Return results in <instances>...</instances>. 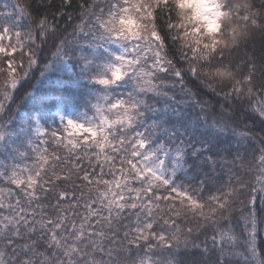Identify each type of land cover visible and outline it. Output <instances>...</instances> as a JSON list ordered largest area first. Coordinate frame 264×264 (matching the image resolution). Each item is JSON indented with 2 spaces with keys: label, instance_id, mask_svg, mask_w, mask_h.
I'll return each mask as SVG.
<instances>
[{
  "label": "snow or ice",
  "instance_id": "6c2138e0",
  "mask_svg": "<svg viewBox=\"0 0 264 264\" xmlns=\"http://www.w3.org/2000/svg\"><path fill=\"white\" fill-rule=\"evenodd\" d=\"M81 9L72 22L74 33L79 24L81 32L122 44L124 54L130 57H117L107 75L98 79L101 85L114 83L131 69L138 87L143 88L144 81H151V87L158 74L173 70L154 27L161 11L166 10V18L178 14L179 19L168 26L193 62L208 57L201 67L228 62L230 56L224 53L237 32L243 34L264 24V19L254 18L250 10L228 11L222 0H207V10H202L198 0L190 7L178 0H82ZM205 17L213 21L212 27ZM231 25L235 29L225 31ZM46 27L47 22L34 23V32H20L0 23V90H13L8 85L22 79L14 90L19 98L34 61L42 62L44 53L57 47L63 33L53 21L41 36ZM260 59L264 63V55ZM231 71L215 75L228 76ZM253 79L248 77V83ZM257 79V86L264 88V70ZM234 84V91L245 90L243 80ZM230 87L231 83L225 84V90ZM6 104L7 97L0 96L4 115L11 112ZM40 104L47 107L43 98ZM98 113L99 119L91 125L68 119L51 131L40 133L37 129L31 148L36 158L24 166L0 167V264H137L136 249L149 242L172 246L167 234L155 231L160 225L175 231L178 223L195 215L193 209L200 218L214 217L236 202L235 187L206 204L193 203L187 191L169 187L166 178L160 179L153 155L146 151V139L134 131L139 111L131 100H117ZM58 132L69 136L58 138ZM9 138L0 137V143L12 151L6 143ZM259 167L264 169V158ZM258 175L264 181V171ZM191 232L188 228L187 233Z\"/></svg>",
  "mask_w": 264,
  "mask_h": 264
},
{
  "label": "trees",
  "instance_id": "16d2710c",
  "mask_svg": "<svg viewBox=\"0 0 264 264\" xmlns=\"http://www.w3.org/2000/svg\"><path fill=\"white\" fill-rule=\"evenodd\" d=\"M24 1L32 9L31 13L41 19L37 26L47 22L41 36L50 30L53 21L57 31L63 33L57 47L44 53L42 62L34 63L45 64L62 49L73 50L75 38L71 34L69 38L66 32L72 25V19L82 13V0H71V4L68 0ZM225 3L228 11L243 8L245 12L250 10L254 18L264 19V0H226ZM178 19L175 13L166 18L165 10L154 20L158 37L162 38L163 55L173 70L158 74L151 87L148 86L151 81H146L140 88L136 78L130 80L139 94V114L144 113V117L138 114L135 123L141 128L148 121L145 118L169 114L167 126L179 132L180 141L188 147L187 154L194 152L191 150L193 146L205 145L207 152L203 157L220 166L221 175L211 185L193 191L195 200L206 204L235 187L236 202L223 211H217L214 217L200 218L193 209L195 215L178 223L175 231L160 225L155 231L167 234L172 246L167 247L160 241L149 242L136 249L137 264L141 261L144 264H263L264 181L259 182L256 175L259 158L264 156V88L257 86V78L264 70L260 59L264 55V24H257L243 34L237 32V37L224 53L230 56L229 61L209 68L200 66L208 62L207 56L193 62L187 55V48L174 38L176 33L168 25ZM234 29L235 25H231L225 31ZM29 30L34 32L35 29L31 26ZM230 68L232 71L228 76L215 75L217 71ZM250 76L254 78L252 83H248ZM238 79L243 80L246 86L242 92L234 91V81ZM226 83H231L232 87L225 90ZM126 88L128 85L123 87V91ZM53 89L49 80L30 84L19 96L51 93ZM198 162L195 167L197 173L202 168ZM259 186L261 191L257 190ZM252 222L255 229H252ZM188 228L192 229L191 234L187 233Z\"/></svg>",
  "mask_w": 264,
  "mask_h": 264
},
{
  "label": "rangeland",
  "instance_id": "374dc122",
  "mask_svg": "<svg viewBox=\"0 0 264 264\" xmlns=\"http://www.w3.org/2000/svg\"><path fill=\"white\" fill-rule=\"evenodd\" d=\"M208 27H212L213 21L211 19H207ZM58 119H62L63 122L70 119L68 114H62L57 112ZM31 133H37L36 126L31 128ZM153 155V167L157 170V174L159 178H163L165 176H171L179 169V153L175 152H167L164 149H160L158 154L149 153ZM154 261H157L156 259Z\"/></svg>",
  "mask_w": 264,
  "mask_h": 264
}]
</instances>
